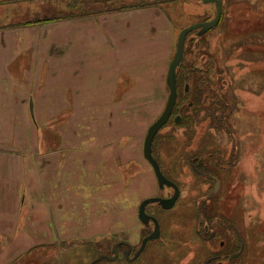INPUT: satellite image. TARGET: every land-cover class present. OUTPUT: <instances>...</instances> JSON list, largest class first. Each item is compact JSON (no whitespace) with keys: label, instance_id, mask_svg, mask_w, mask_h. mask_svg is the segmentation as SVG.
Segmentation results:
<instances>
[{"label":"rangeland","instance_id":"rangeland-1","mask_svg":"<svg viewBox=\"0 0 264 264\" xmlns=\"http://www.w3.org/2000/svg\"><path fill=\"white\" fill-rule=\"evenodd\" d=\"M12 1L0 0L3 14H12L14 8L29 7L47 16L52 14V20L81 11L159 5L174 29L176 44L170 64L182 31L204 25L217 14V3L203 0H26L21 6H12ZM87 1L92 2L93 9ZM221 2L220 22L204 34H200L201 29L189 34L184 60L189 67L194 62L200 71H209L208 89L215 99L212 112L223 110L219 103L225 99L237 107L226 110L229 132L228 129L220 132L210 127L207 115L199 106L188 110L189 100L184 99L180 109L184 121L175 122L174 115L154 139L153 153L166 177L178 185L181 193L173 208L164 209L158 203L147 206L148 214L160 223V238L151 241L131 261L143 239L155 228L153 222L144 224L139 219L141 202L174 194L171 187L160 188L153 167L143 158L148 129L162 115L169 97L162 72L157 74L155 83L156 102L130 105L123 113L113 117L110 113L105 120L91 122L99 131L111 132L100 141L113 144L119 156L118 166L115 164L118 168L109 179L118 183L114 197L109 201L83 202L80 219L83 227L88 230L97 227L98 231L66 234L71 237L62 239L64 242L31 249L12 264H90L99 254L112 256L114 245L123 242L133 250L129 259L125 255L130 250L122 246L115 261L102 260L97 264H264V0ZM77 3H83L82 7L78 8ZM26 21L30 20L22 22ZM165 68L166 65L163 72ZM186 80L178 83L181 95L186 86H193ZM61 125L59 120L50 121L44 131L42 128L38 132L45 145L58 143ZM76 127L83 128L80 121L67 122L73 139ZM193 164L200 168L192 167ZM205 171L211 175H202ZM213 176L217 177L219 186ZM107 187L109 190L110 186ZM70 188L74 189L75 185ZM104 213L108 216H103ZM238 235L244 250L236 260L230 261L240 251ZM7 252L12 250L5 249L4 254Z\"/></svg>","mask_w":264,"mask_h":264},{"label":"crops","instance_id":"crops-1","mask_svg":"<svg viewBox=\"0 0 264 264\" xmlns=\"http://www.w3.org/2000/svg\"><path fill=\"white\" fill-rule=\"evenodd\" d=\"M14 9H0V264L56 246L66 234L98 231L83 227V202L114 197L118 183L109 179L119 156L100 141L111 132L91 122L156 102L157 74L168 87L176 44L172 21L156 4L54 20L37 9ZM55 120L62 124L58 143L45 145L38 132ZM68 121L83 127L74 139Z\"/></svg>","mask_w":264,"mask_h":264},{"label":"water","instance_id":"water-1","mask_svg":"<svg viewBox=\"0 0 264 264\" xmlns=\"http://www.w3.org/2000/svg\"><path fill=\"white\" fill-rule=\"evenodd\" d=\"M203 1L210 2V3H212V2L217 3L216 17L212 21L206 22L204 25L199 24V25L191 26V27L183 30L182 33L180 34V36L178 38L176 54H175V56H174V58L170 64L169 70H168V76H167V82H168V87H169L168 101H167L166 107H165L162 115H160V117L151 125V127H149L146 138H145V142H144V156L148 160V162L151 164V166L153 167L155 176L157 178L156 181H158V184H159L160 188H162V189L165 187H172L174 189V195L170 198H161V197L147 198L141 202V205L139 207V219L142 222H144V224H147V223L153 221L155 224V228L150 235H148L147 237H145L143 239L140 249L138 250V252H136L134 258L131 259V261L136 260L143 253V251L145 250V248L149 242L157 240L161 236L160 223L158 222V220L155 217H152L147 213V206L151 203H158L164 209L173 208L175 206L178 198L180 197V194H181L178 185H176L173 181L168 179L163 174L161 167H160V165H159V163L155 157V154L153 153V143H154V139L156 138L157 134L160 132V130L164 126L167 125V123L171 119L172 114L174 112L173 110H174L175 105L177 103V98H178V86H177V84H178V69L181 67V65L184 61L185 46H186V41H187L189 34H191V32H193L194 30H197V29H201L200 34H204V33L208 32L210 29L214 28L216 25H218V23L221 20L222 11H223L221 0H203ZM31 110L33 112V104H31ZM180 120H181V116H178L176 119V122L179 123ZM217 185L219 186V182ZM238 238L242 242L240 251L236 254H233L229 259L230 261L236 260V258L241 256V254L244 250V243H243V241L239 235H238ZM122 244H125L126 246L129 247L130 251H128L126 253V257L129 259L132 248L128 243L123 242V243H117L114 245L112 256L106 255V254H99L97 256V258H95L90 264H97L102 260L115 261L119 256L118 250H119L120 245H122Z\"/></svg>","mask_w":264,"mask_h":264},{"label":"trees","instance_id":"trees-1","mask_svg":"<svg viewBox=\"0 0 264 264\" xmlns=\"http://www.w3.org/2000/svg\"><path fill=\"white\" fill-rule=\"evenodd\" d=\"M191 64H193V66L189 67V65L185 64V60H184L181 67L178 69V80H179L178 83L180 82L181 79L182 80L187 79L186 81H190L191 83H193V86L191 85L190 89L189 86H186L189 89L188 92H186L185 90V93L183 95L179 94V100L177 102V105H181L184 99H190L192 106L191 107L188 106L187 108L189 109L192 108L194 110L199 106V109H202L201 111H204L207 115V118L210 119V123H209L210 127L212 125L213 129L227 130L228 129L227 120L229 121V119L227 118L228 116L226 115V110L228 108L229 109L231 108V110L236 109L237 106L234 107L232 103L228 102L225 99V102L222 101L223 103H219L223 105L222 106L223 110H219V111L215 110L214 112H212V108H213L212 105L213 103H215L214 102L215 99L211 96V92L208 89L210 84L209 71H205V72L200 71V68L196 63L193 62ZM182 120L184 121L183 117ZM122 246H126V245L125 244L120 245L119 249Z\"/></svg>","mask_w":264,"mask_h":264},{"label":"flooded vegetation","instance_id":"flooded-vegetation-1","mask_svg":"<svg viewBox=\"0 0 264 264\" xmlns=\"http://www.w3.org/2000/svg\"><path fill=\"white\" fill-rule=\"evenodd\" d=\"M179 84H177V86H178ZM190 89V88H189ZM189 89H187V87L185 88V90H186V92H188V90ZM179 94H181L180 93V86L178 87V98H177V102H178V100H179ZM189 101H188V106L189 107H191L192 106V103L190 102V99H188ZM187 106V107H188ZM178 107V108H177ZM181 108H183V105H177V103H176V105H175V108H174V112H173V114H172V117L174 116V115H176V118L174 119V121L176 122V119H177V117L178 116H181V119H182V117H183V112L182 111H180V109ZM188 109V108H187ZM192 109V108H191ZM191 109H189V110H191ZM206 114V113H205ZM171 117V118H172ZM205 118H207V117H205ZM207 120H209V122H210V119L209 118H207ZM170 121V120H169ZM223 130H226V129H223ZM222 129H220L219 131L221 132V131H223ZM229 132V130H227V133ZM156 157V156H155ZM157 159V158H156ZM158 161V160H157ZM158 163H159V161H158ZM160 165V164H159ZM197 165H195V164H193V166L192 167H196ZM161 167V166H160ZM198 168H200V166L198 165L197 166ZM162 170V169H161ZM202 170V169H201ZM162 172H163V170H162ZM200 173V172H199ZM163 174H164V172H163ZM202 175H211V173H210V171H205V172H203V173H201ZM165 175V174H164ZM166 176V175H165ZM213 179H214V181L216 180V182H219L218 180H217V177H215V176H213L212 177ZM172 181V180H171ZM172 188V187H171ZM174 190V189H173ZM174 195V194H173ZM172 197V196H171ZM170 198V197H169ZM148 213V212H147ZM151 216V215H150ZM153 217V216H152ZM151 222H153V221H151ZM154 223V222H153ZM208 229H209V226H207L206 228H205V230L206 231H208ZM240 242V244L242 245V242L241 241H239ZM150 244V243H149ZM241 245H240V248H241ZM148 246V245H147ZM127 247V246H126ZM128 250H129V247H128ZM132 252H133V250H132ZM132 252H131V254H132ZM125 257H126V255H125Z\"/></svg>","mask_w":264,"mask_h":264},{"label":"bare ground","instance_id":"bare-ground-1","mask_svg":"<svg viewBox=\"0 0 264 264\" xmlns=\"http://www.w3.org/2000/svg\"><path fill=\"white\" fill-rule=\"evenodd\" d=\"M149 243H150V242H149ZM149 243H148V244H149ZM148 244H147V245H148Z\"/></svg>","mask_w":264,"mask_h":264}]
</instances>
